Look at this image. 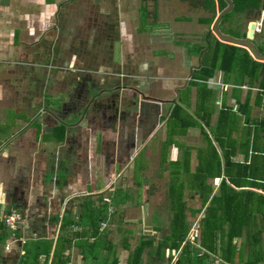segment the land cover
Segmentation results:
<instances>
[{
    "label": "crops",
    "instance_id": "1",
    "mask_svg": "<svg viewBox=\"0 0 264 264\" xmlns=\"http://www.w3.org/2000/svg\"><path fill=\"white\" fill-rule=\"evenodd\" d=\"M135 3L136 0H0V101L4 97L11 101L0 105V138L4 140L0 142V226L4 214L11 208L18 209L24 219L23 225L15 232L9 231L10 234L0 243V264H24L21 260L26 255L29 257L28 264H52L55 246L59 243L60 247H66L62 252V256L67 258L65 264H94L98 257L106 253L110 256L111 250L115 255L111 256L110 264H131L133 253L141 244L143 249L139 264H151L153 260L160 259L161 254H164L165 260L171 258L168 264H177L181 246L191 245L185 243L193 224L192 219L189 220V210L186 212L189 227L178 249H158L161 240L171 230L169 228L164 233L160 230L158 234L159 230L152 219L155 209L158 214H169L171 219L165 194L170 180L169 162L177 160L178 149L174 146L168 148L165 173V163L162 167L160 163L158 165L157 177L161 179L166 174L164 195L160 196L156 193V183L147 178V169L151 151H158L160 161L163 139L153 140L154 133L150 132L149 136L145 135L146 119L138 118L145 114L140 115V108H135L137 120L115 119L132 111L123 103L120 105L118 100L117 105L113 106L111 103L102 107L94 105L98 93L102 95H98L102 100L117 94L115 92L123 96L129 89L123 79L109 87L104 86L109 79H114V67L128 66L131 75H134L133 68L137 67L136 75L141 78L136 79L140 82V88L146 85L144 76L161 75V66L156 71L153 69L163 51L159 55L149 54L148 57H141L139 53L129 54L133 38H139L131 21L137 17L133 9ZM200 10L203 14L197 19V26L200 27L197 34L191 28L185 31L180 29L168 46L170 53L176 55L165 63H173V68L177 69L171 78L165 77L164 83H173L170 86L166 84L172 89L173 99L174 89L184 86L178 90L180 95L194 72L201 68L203 52L209 49V44L214 43L210 37L216 38L209 32L219 11L216 10L209 25L200 23L199 19L212 15ZM132 12L135 16H131ZM251 22L261 23V32L257 37L261 41L264 11L257 18L246 17V23L239 32L245 31L247 34ZM155 26L156 22H153ZM220 26L221 22L219 29ZM222 27L229 30L230 23ZM183 38L187 39V43L180 42ZM201 47L203 51L197 54V48ZM182 49H185L184 56L178 55V50ZM162 66L166 67L164 64ZM147 70L150 74H147ZM81 78L83 81L79 82ZM94 80L99 82L94 83ZM134 86L132 90L137 87ZM207 86L215 91V105L218 108L225 101L235 113L239 111L232 96L233 85L225 83L224 71H215ZM254 87H248L245 80L240 86V101L251 90L250 104H254L258 94L257 87ZM111 88L115 91L107 93ZM79 90L87 91L89 97H79ZM94 90L98 92L91 95ZM192 91L195 93L196 89L192 88ZM173 99L163 101H172L170 105L175 103ZM149 104L162 105L157 102ZM263 107L264 102L260 106L252 105L249 116L251 123L264 121L263 116L254 115L256 109ZM9 111L12 113L7 115ZM241 119L240 128L244 125V117L241 116ZM59 125L65 128L62 140H57L59 133L55 132ZM142 133L143 138H139ZM156 142L158 150L153 149ZM169 149L172 150L170 158ZM192 156L193 163L195 151H192ZM237 159L242 160V154ZM129 162L132 165L127 170L134 175V179L126 183L123 173ZM219 182L218 178L212 181L215 190ZM185 192L186 205L191 209L200 207L198 197H191L188 188ZM91 199H95L100 206L101 202L106 204L101 206L102 218H97V206ZM161 200L165 202L163 207ZM190 200H198L199 206H191ZM83 202H88L91 213L83 215L80 226H77L78 204ZM105 213L118 214L110 220L109 224L114 226L110 227V231ZM210 213L205 206L200 213L199 225ZM72 218L74 223H67ZM113 220L118 226L113 225ZM256 229L254 232H258ZM246 238L245 232L242 237L233 240L236 252L234 260L230 262L264 264V256L260 257ZM6 245H9L8 250ZM191 246L196 249L197 257L200 250L197 246ZM212 254L221 257L216 252ZM200 259L205 263L207 258Z\"/></svg>",
    "mask_w": 264,
    "mask_h": 264
},
{
    "label": "trees",
    "instance_id": "2",
    "mask_svg": "<svg viewBox=\"0 0 264 264\" xmlns=\"http://www.w3.org/2000/svg\"><path fill=\"white\" fill-rule=\"evenodd\" d=\"M191 1L193 8L203 9L212 15L210 18L199 19L200 23L209 25L215 17L216 10L220 12L226 7L224 0ZM231 1L233 9L222 18L221 26L229 24L235 13H244L246 17L255 18L264 11V0ZM221 26L223 34L239 39L246 38L245 31L240 33L223 29ZM210 38L214 43L209 44V49L203 52L201 68L194 72L188 86L181 91L178 102L168 105V114L160 116V120L165 122V137L160 146V166L167 162V151L170 146L176 147L179 155L177 160L169 162L170 180L165 194L167 211L171 212V233L161 240L158 249H178L189 227L186 222L187 210L190 211L191 216H194L201 213L206 206L211 213L209 217L200 221L199 241L204 249L220 254L227 261H233L236 252L233 240L242 237L246 232V242L262 257L264 256V121L251 123L249 116L252 105L260 106L264 102V63L252 59L243 48L221 43L213 36ZM201 51H203L202 47L196 50L197 54ZM258 51L264 54V50L258 49ZM217 70L224 71L225 83L233 85L232 96L238 104L237 113L225 101L221 103L220 108L215 105V91L207 86V82ZM245 80L248 87L256 86L258 89L252 105L251 90H248L243 101H240V86ZM192 88L196 89L194 103L191 102ZM239 115L244 117L242 128H240L242 119ZM147 118L150 119V116L148 115ZM64 129L63 125L56 128V134L59 133L57 140H62ZM189 130L199 131L203 138L202 145H187L176 139L186 136ZM192 151H195L194 165ZM240 154L243 156L242 160L237 159ZM216 178L220 179V182L215 190L212 181ZM187 188L191 191V197H198L200 207L191 209L186 205ZM78 208L77 226H80L83 215L91 212L88 202L78 204ZM71 220L67 223L73 224V218ZM4 228L2 223L0 243L10 234ZM255 229L258 232H254ZM260 234L263 236L261 237ZM50 248L51 245L48 249ZM65 248L60 247V243L58 246L56 244L52 264L67 262V258L62 256ZM142 249L143 244L134 251L131 264L141 262ZM205 257L208 259L210 255L206 254ZM28 258L26 255L21 261L28 264ZM203 262L196 257V249L186 245L177 264H203Z\"/></svg>",
    "mask_w": 264,
    "mask_h": 264
},
{
    "label": "rangeland",
    "instance_id": "3",
    "mask_svg": "<svg viewBox=\"0 0 264 264\" xmlns=\"http://www.w3.org/2000/svg\"><path fill=\"white\" fill-rule=\"evenodd\" d=\"M175 1L173 3V5H175V7L177 8H181V7H185L183 4L179 3L178 0H173ZM144 1L143 0H136V3L134 4L133 6V9L136 10V13H137V17L136 18H132L131 21L133 22V28L137 29V30H145L147 29L148 27H150V24L149 23V18H148V12L145 10V7L143 5ZM164 3V2H163ZM263 6H264V1H263ZM127 7V5H125V8ZM132 7V6H131ZM172 7V5H171ZM177 8L175 10H177ZM132 11V10H131ZM133 13V12H132ZM182 13L184 14L182 17L179 18V21L181 23V25H179L178 27H175L174 31L177 30V33H180L179 30L181 29L185 31V29L187 28H191L192 30H194V33L197 34V31L199 30L200 27L197 26V22H198V18H200V16H202V12L201 10L199 11H196L195 8H193V10H189V11H182ZM172 14H175V12L173 11ZM131 16H135V13H133V15ZM253 18V17H251ZM257 18V17H255ZM184 22H189V24L185 25L183 24ZM244 23H246V14L244 13H235L233 16H232V19H231V22H230V29L233 30V31H239L240 28L242 27V25H244ZM175 34L173 35V39L175 38ZM207 36V34H206ZM259 36L258 35H254V37H256L255 39H253V43L256 45L257 49H261V50H264V28H263V31L260 35V38H261V41L257 40V37ZM172 36H163V35H159V36H151V35H144L142 37H139L137 40L136 39V42H133L131 47L129 48V54H137L139 53L141 55V57H143L144 55H147L146 57H148V55H152V53H154L155 55H159L160 53H162V50L160 49H163V52L164 54H161L160 57L161 58H158L156 59L157 62L155 64V68L153 69L154 71H156L157 69H159L158 67L161 66V75H159L158 77L156 75H151V76H144V81L147 82L146 85H144L142 88V91L145 92V95L146 96H149V97H152V98H156V99H159V100H171L173 99L174 97V94L172 92V89L169 88L170 84H173L171 81H168L167 83H164L166 82V78H171L173 74H175L176 72V69L177 68H173V63L172 64H168V63H165L167 62V60L169 59H174V57H171V56H174L176 54H171L170 52V49L168 48L169 46V42L166 40V39H171ZM143 41H141V40ZM166 40L167 44L164 45L165 43H163L162 41L163 40ZM184 40L183 41H180L182 42L183 44L184 43H187V39L186 38H183ZM167 47V48H165ZM183 52V53H182ZM184 52H185V49H182V50H178V55L181 54L184 56ZM157 53V54H156ZM165 54L167 55H171L170 57L169 56H166ZM154 56V55H153ZM168 57V58H167ZM144 59V58H142ZM180 60H184V58H180ZM130 61L132 62V60L130 59ZM182 62V61H181ZM180 62V63H181ZM179 63V64H180ZM165 65L166 67H163L162 65ZM175 66V64H174ZM180 65H178V67H180ZM177 67V66H176ZM114 72L113 74H115L114 76V79L113 80H108L107 82H105L104 86L106 87H109L111 86L112 83H116L118 82L119 79H123L124 82L127 84L126 87H136V86H140V82L136 79V77H140V76H137L136 74V70L137 67H134V75H131V72H130V67L126 66L124 68L122 67H114ZM150 69V68H149ZM148 69V70H149ZM148 70H147V74H150L148 73ZM184 73V72H183ZM135 77V78H134ZM166 77V78H165ZM141 78V77H140ZM160 78V79H159ZM162 78H164V80L162 81ZM83 81V79L81 78L79 82ZM99 82L98 80H94V83H97ZM163 84V85H162ZM166 84H168L169 86H167ZM113 85V84H112ZM148 87V88H147ZM172 87V86H171ZM82 88H87L86 86H82ZM168 88V89H167ZM112 91H115L114 88H111V90L107 91V93H111ZM95 92H98L96 90L92 91L91 92V95H95ZM118 94V92H115ZM181 93V92H180ZM77 94L79 97H89V93L86 91L84 92L83 90H79L77 91ZM116 94V95H117ZM98 95H100L99 93L96 94V99H94V105L95 107H102L104 105H107L109 104V100H111V106L113 105H117V100L120 99V102L122 101L124 107L126 108H130V111H132L130 114H125V115H119V116H116L115 119H126L128 118L129 120H132V119H135L137 120V114L135 115L134 112H135V108H139L140 105H141V109L142 111L140 112V115H143L145 114V116H142V118L144 117V120L146 121L145 122V128H146V132H145V135L149 136L150 134H153L154 133V138L153 140L155 139L156 141L159 139V140H162L164 139L165 137V122L160 120V116H166L169 112V106L168 104H162V105H158V106H153L151 104H147L144 106L142 102L143 99L139 97L136 98L133 94L129 95L128 96L126 94H124L123 96H120L118 94V96H114L112 97L111 95L110 96H106L105 99H99L98 98ZM102 97V95H100ZM180 96V95H179ZM195 96V93L194 91L191 92V98L193 99V103H194V97ZM120 97V98H119ZM7 97H4V99H2L0 101V105L3 103H6V104H9V102L11 101H7L6 99ZM179 98V97H178ZM86 99V98H85ZM84 99V100H85ZM113 99V101H112ZM85 102V101H84ZM178 102V101H177ZM176 102V103H177ZM121 105V103H120ZM133 108V109H132ZM146 108V111L144 110ZM134 110V111H133ZM12 112H6L7 115H10ZM99 114H102V113H99ZM135 115V116H134ZM150 116V119L147 118V116ZM255 116H263L264 117V107L261 108V109H256L255 113H254ZM2 116H0L1 118ZM99 115H98V119H99ZM139 119H142L141 117H138ZM143 120V119H142ZM158 120H159V123H158ZM69 126H71L72 124L68 123ZM131 132V130L129 131ZM150 132V134H149ZM156 132V133H155ZM136 135V134H135ZM144 134H140L139 135V138H143ZM176 139L180 140L181 142H183L184 144H187V145H202V140L203 138L201 137L200 133L198 130H189L188 134L186 136H182V137H176ZM0 142H4L3 139L0 138ZM157 149L159 148V145H158V142L154 143L153 144V149ZM158 150V149H157ZM171 152L172 150L169 149V154H168V158L172 157L171 155ZM134 153V152H133ZM151 159L148 160V169H147V178L151 181H154L156 183V193H158V195L160 196H163L164 195V187H165V183H166V174H165V177H162L161 179H159L157 177V169H158V165H159V156H158V151H151ZM138 161V159H137ZM131 162H129L130 164ZM124 164H125V161H124ZM195 164V161L193 162V165ZM131 165H125L126 168V172L124 170V173H123V176H124V180H126L128 182H132V179H134V175L132 173H129L127 169H131ZM124 166V167H125ZM167 168H168V163H165L163 165V173H165L167 171ZM141 178H139V180H141ZM141 182V181H140ZM127 184H125L124 186H126ZM110 196V194H108ZM157 200V199H156ZM92 203L94 205L97 206V213H96V216L97 218H102L101 217V209H102V204L106 206V204H104L103 202H101V206L100 204L97 203V201L95 199H91ZM161 203V207H163V202L162 200L160 201ZM189 204L191 206H199V201L198 200H190L189 201ZM154 214V216L152 217L153 219V223L154 225L156 226L157 228V231H158V234L160 233V230L162 233H164V231L168 232L169 228H170V215L168 214L167 216L166 215H162V214H158V211L157 209L154 210V212H152ZM118 214L114 213V214H106L105 213V216L107 218V223L109 224L110 223V220L111 218L113 217H116ZM200 216L201 214H195L194 216H191L189 217V220L192 219L193 221V224L200 219ZM159 218V219H158ZM113 222V225H116V222L113 220L111 221ZM4 224V222H3ZM5 230H7L8 232L10 231L5 225ZM21 227V226H20ZM110 227H114L112 226V224H109V229L108 231H110ZM123 227V225H122ZM122 227H121V230H122ZM149 228V227H148ZM18 230V229H17ZM10 233V232H9ZM182 248H184V245L181 246L180 248V252H182ZM111 252V255L109 256V253H106L107 255L105 256H100L98 257L97 260L94 261V264H110V258L111 256H114V251H110ZM252 256H254L253 254H251ZM250 255V256H251ZM170 256V252H169V255L168 257ZM250 256H249V259H250ZM113 258V257H112ZM102 259V260H100ZM171 260V258H170ZM169 259L165 260L164 258V254H161L160 256V259H156V260H153V263L151 264H168L170 262ZM243 262V261H241Z\"/></svg>",
    "mask_w": 264,
    "mask_h": 264
},
{
    "label": "flooded vegetation",
    "instance_id": "4",
    "mask_svg": "<svg viewBox=\"0 0 264 264\" xmlns=\"http://www.w3.org/2000/svg\"><path fill=\"white\" fill-rule=\"evenodd\" d=\"M143 1H144L143 5L145 7V10L148 12L149 23H151V24H150V27H148L145 30L135 29L136 35H139V37H142L144 35L145 36L146 35H151V36L163 35L165 37L172 36L171 39H173L174 33L176 34V32H177V30L174 31L175 27H178L179 25H181V24H179V23H181L179 21V18L184 15L182 13V11L193 10L191 0H185V1L184 0L183 1L178 0L179 3H181L185 6V7H181V8L175 7V5H173V3L175 1H173V0H143ZM171 5H172V7H171ZM176 8H177V10H175ZM195 10L198 11L200 9H195ZM173 11L175 12V14H172ZM163 20H165V21H163ZM153 22H156L155 27H153ZM171 39H166L169 42L168 43L169 45L171 44V41H170ZM137 40H139V39H137ZM166 40L164 39L162 41L163 43H165L164 45L167 44ZM141 41H143V40H141ZM133 42H136V39L133 38ZM160 50L163 51V49H160ZM171 57H174V56H171ZM145 83L147 84L146 81H145ZM127 89H128V87H127ZM132 89H133L132 87H129V89L127 90V92L125 94L127 96H128V94L129 95L133 94L138 99L140 97L143 99L142 102L154 103V101H149V100H146L144 98V97H149V96L145 95V92L142 91V88H140V86H137L136 88H134V90H132ZM111 96L114 97V96H116V94H112ZM153 99H155V98H153ZM157 100H159V99H157ZM112 101H113V99H112ZM119 101L120 100H118V102ZM109 103H111V100H109ZM120 103H122V101ZM162 104H169V103H162ZM139 108H140V111H142L141 105Z\"/></svg>",
    "mask_w": 264,
    "mask_h": 264
},
{
    "label": "water",
    "instance_id": "5",
    "mask_svg": "<svg viewBox=\"0 0 264 264\" xmlns=\"http://www.w3.org/2000/svg\"><path fill=\"white\" fill-rule=\"evenodd\" d=\"M224 1L226 3V7L223 10H221L219 12V14L215 17V19H214V21L212 23V26H211V31L209 32V34L215 35L216 38L220 42H223V43H226V44H230V45L237 46V47H240V48L245 49L246 51H248V53L250 54V56L255 61L264 63V54H260L259 51L257 50L255 44L252 42L253 37H254V33H253L254 22H251L249 24L248 31H247V35H246V38L245 39H237V38L231 37L230 35L223 34L219 30L218 26H219L222 18L226 14H228L229 12H231L232 9H233V2L231 0H224ZM189 75L191 76V71H190V74ZM183 88H184V86L177 87V88L174 89L175 98L173 99V102H177L178 101V95H179L178 94V90L179 89H183ZM144 98L146 100L154 101V102H157V103H171L172 102V101L157 100V99H153V98H150V97H144ZM29 125H30V123H29Z\"/></svg>",
    "mask_w": 264,
    "mask_h": 264
},
{
    "label": "built area",
    "instance_id": "6",
    "mask_svg": "<svg viewBox=\"0 0 264 264\" xmlns=\"http://www.w3.org/2000/svg\"><path fill=\"white\" fill-rule=\"evenodd\" d=\"M261 32V23H255L254 24V29L253 33L254 34H259ZM23 216L19 212L18 209L11 208L6 212L3 216V222L4 225L11 231L15 232L17 229L23 225ZM12 237L14 238V234H12ZM199 239H200V225H199V220H197L194 224H192L185 243H190L191 245L197 246L198 249L200 250L197 253L198 258H204L206 254L210 255V258L205 260V263L203 264H237L233 263L230 261H227L225 259H222L218 255H214L212 253H209L207 250L202 248L199 244ZM199 244V245H198ZM6 249H9V245H6Z\"/></svg>",
    "mask_w": 264,
    "mask_h": 264
}]
</instances>
